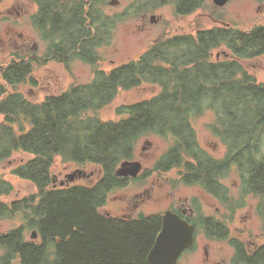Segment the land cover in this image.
Returning <instances> with one entry per match:
<instances>
[{
  "label": "trees",
  "instance_id": "trees-1",
  "mask_svg": "<svg viewBox=\"0 0 264 264\" xmlns=\"http://www.w3.org/2000/svg\"><path fill=\"white\" fill-rule=\"evenodd\" d=\"M204 1L130 0L110 15V0H32L30 21L45 50L40 58L35 51L14 52L0 67V165L16 152L31 154L11 173L33 183L36 191L9 199L13 184L0 173V221H18L0 231V264H147L161 216L122 218L103 209L108 194L128 181L115 174L116 168L150 134L171 140L153 167L180 170L183 183L225 195L222 179L236 171L241 196L258 199L255 210L264 231V81L244 63L264 54V23L242 30L217 22L192 32L163 34L137 57L107 71L95 69L88 82L70 84L38 102L15 90L31 80L40 61L97 62L99 48L109 43L119 20L168 4L177 15H188ZM255 1L264 7V0ZM222 46L230 55L213 56ZM142 84H155L159 90L116 107L118 119L98 116L121 90ZM209 112L213 118L207 129L225 147L220 157L200 145L194 125ZM56 158L81 167L96 165L101 173L89 184L54 186ZM205 226L215 238L227 235L220 221ZM232 242L238 262L264 264V242L248 253L242 243Z\"/></svg>",
  "mask_w": 264,
  "mask_h": 264
},
{
  "label": "rangeland",
  "instance_id": "rangeland-1",
  "mask_svg": "<svg viewBox=\"0 0 264 264\" xmlns=\"http://www.w3.org/2000/svg\"><path fill=\"white\" fill-rule=\"evenodd\" d=\"M130 0H118L116 4L108 3L106 11L113 15L121 11ZM35 12V4L32 0H0V67H3L12 57V53L18 52L27 55L32 51L38 58L43 55L45 42L40 38L37 30L32 26L30 17ZM153 16V18H151ZM222 21L236 26L239 29H249L256 23H264V7L255 0H227L223 6H216L212 0H205L201 8L188 15H177L173 5H164L150 13H141L127 17L116 22L112 29L111 39L108 44L99 48V60L95 63H87L79 59L68 63L54 60L40 61V65L34 66L31 73V80L20 83L15 90L22 92L27 98L33 101H41L48 94H58L65 90L70 84L85 83L92 77L95 69L109 70L121 63L137 57L143 52L157 37L163 34L171 35L180 32H192L194 28L211 27L217 24L216 17ZM222 58L230 55L225 47H219L213 52V56ZM214 58V57H213ZM246 68L259 81H264V54L253 59L244 61ZM159 87L155 84H142L127 90H121L116 97L103 109L98 111V116L103 120H115L119 118L115 109L118 106L133 103L155 94ZM211 112L197 118L194 122L198 141L208 152L215 156H222L225 147L220 140L212 135L207 129V123L211 121ZM145 139L151 142V146L144 145ZM171 140L153 134L141 137L135 147L136 157L140 159L144 167H151L158 159L159 155L165 152L171 145ZM143 146H148L149 150H142ZM147 147V149H148ZM32 155L19 151L14 153L9 159L0 165V173L13 184V191L9 199L19 198L29 193H34L36 187L28 180L19 178L11 173L13 166L20 161L30 158ZM82 170L86 173L84 177H76L71 183L94 182L100 175V169L96 165H84V167L70 162H62L56 158L52 175L55 178L53 183L58 185L59 180L65 179V175L72 171ZM178 169L173 168L168 174L162 176L154 175L149 183L144 179H131L127 183L112 190L106 199L103 211L117 216V213L126 211L128 204L126 198L135 196L138 191L149 188L154 183L156 188L151 189L153 198L145 197V202L133 211L134 216L145 212H155L166 208L168 201L164 198L168 189L164 177L166 175L175 176ZM159 177L160 180H157ZM225 183L228 186L229 199L225 206L221 205L214 197L209 198V211L215 214L218 221L227 227V235L224 238L208 239L204 236V230L200 228L197 236L196 247L193 251L182 253L176 264H206L203 244L208 242L207 250L210 260H221L225 264L231 262L233 249L229 243L230 239L238 236L245 244H262L264 242V231L262 222L257 215L255 205L258 202L253 194L241 196L239 189V177L236 171H231ZM224 179V180H225ZM162 185V190L160 187ZM201 189V188H200ZM204 192L203 190H201ZM190 193L199 194L196 187H179L174 190L175 196L185 197ZM141 200V199H140ZM120 208H119V207ZM218 207V210L216 209ZM128 212V211H127ZM18 221H0V231H6L13 227ZM30 231L27 232V236ZM206 240H205V239ZM1 253V249H0Z\"/></svg>",
  "mask_w": 264,
  "mask_h": 264
},
{
  "label": "flooded vegetation",
  "instance_id": "flooded-vegetation-1",
  "mask_svg": "<svg viewBox=\"0 0 264 264\" xmlns=\"http://www.w3.org/2000/svg\"><path fill=\"white\" fill-rule=\"evenodd\" d=\"M216 58H217V56H216ZM144 145H148L150 147L151 142L148 139H145ZM148 146H143L142 150L148 151L149 150ZM147 147H148V149H147ZM203 148L206 149L205 147H203ZM210 154H213V153L210 152ZM161 155H159L157 160H159ZM136 156L137 155L134 152L133 157L131 159H127V160L139 161L141 163V170L137 174V176H135V177L124 176L128 180L142 178V179H144V181H147L149 183V181H151V178H153L154 175L162 176L164 174H168L170 171L173 170V168L167 169V170L155 169L153 167V165L155 164V162L157 160L154 162V164L151 167H144L142 161L140 159H138ZM178 171H180V170H178ZM164 179L170 183V184H166L168 186V189L165 191V195H164V198L168 201V205L166 206V208L162 209V211L157 210L155 212H147L146 213L144 210L143 214H158L161 216V222H162V215L164 214V212L170 211V212H173L176 215H178L181 219L187 221L189 224H192L194 226V241L188 248H185L182 253L193 251L197 245L196 241H197V236H198V233L200 231V228H202L204 230V236L206 238H208V239L213 238L212 232L210 231V233L207 234V232L205 230L206 224H212L214 221L217 220V218L215 217V214H213L212 212L209 211V208H210V206L208 204V203H210L209 198L214 197L216 200H218V202L221 203V205L225 206L224 204L227 203V201L229 199V194L225 193V195H218V194L213 193L212 191L207 190L206 188H204L203 186H201L199 184L183 183L179 180L180 179L179 172H177V174L175 176L166 175L164 177ZM224 179H222L223 185L228 188L227 184L225 183V181L227 179H225V180ZM157 180H160L159 177L157 178ZM162 186L160 187L158 185V187H160V190L163 189ZM179 187H183V188H187V189H188V187H196L199 189L200 193L199 194H195V193L191 194L190 193V195H186L185 197L175 196L174 190L178 189ZM117 188H120V187H117ZM154 188H156V187L154 186V183H153V184H150L149 188H144L143 190L138 191L135 196L132 195L133 199L130 197H127L126 200H127L128 204L125 206V209L126 208H128V209H126V211L119 212V214L117 213L116 217L125 218V217L134 216V213L132 214V212L137 211V209L140 207V205L143 206V204L145 202V197H147V198H153L154 197V196H152V194L150 192L151 189H154ZM201 190H203L204 192H202ZM144 195H145V197H144ZM216 209L218 210V207ZM237 238H239V237L234 236L229 241V243L233 249L231 262L233 264H244L242 262H238L237 259H235V245L232 241H237V242L242 243L244 248L247 250L246 253L250 252L253 249H256L261 244L256 245L254 243L251 244V242H248L249 245H247L242 240H240L241 238L240 239H237ZM206 243L208 244V242H206ZM206 243H204L202 246V248L204 250V254H205V260L208 261V263L206 262V264H225L221 260H210V258L208 256V250H207V244ZM234 259L236 261H234Z\"/></svg>",
  "mask_w": 264,
  "mask_h": 264
},
{
  "label": "water",
  "instance_id": "water-1",
  "mask_svg": "<svg viewBox=\"0 0 264 264\" xmlns=\"http://www.w3.org/2000/svg\"><path fill=\"white\" fill-rule=\"evenodd\" d=\"M216 6H223L227 0H212ZM118 0H110V4H116ZM153 18V16H151ZM218 23L228 25L227 22L216 20ZM141 170L139 161H122L115 170L117 176L135 177ZM86 173L82 170L72 171L65 175V179L59 180L58 185L69 184L76 177H84ZM55 178H53L54 182ZM56 186V183H54ZM109 214V212H107ZM30 237L36 238L33 230ZM194 241V226L181 219L173 212L166 211L162 215L161 228L157 233L152 247L150 248L146 262L147 264H176L180 254Z\"/></svg>",
  "mask_w": 264,
  "mask_h": 264
}]
</instances>
